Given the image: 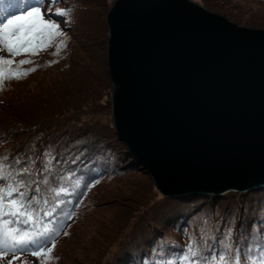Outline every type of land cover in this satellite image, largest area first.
Returning a JSON list of instances; mask_svg holds the SVG:
<instances>
[{
  "label": "rangeland",
  "instance_id": "rangeland-1",
  "mask_svg": "<svg viewBox=\"0 0 264 264\" xmlns=\"http://www.w3.org/2000/svg\"><path fill=\"white\" fill-rule=\"evenodd\" d=\"M113 1L44 0L42 12L51 9L48 15L60 25L63 35L37 54L13 57L0 51V55L14 61L10 65L13 70L23 72L31 64H19L21 58L30 57L40 64L34 72L21 75V80L13 77L0 85V160L7 158V171L11 173L8 180L0 181V188L20 179L17 171L22 167H29L32 181L44 177V168L54 152L53 142L47 143L54 138L51 136L60 137L58 140L63 142L70 139L69 149L77 151L70 165L86 167L80 175L91 172V165L104 169L88 180V194L83 188L74 199H68L67 205L70 201L73 204L72 211L52 238L55 246L51 242L42 245L52 247L50 258L33 256L35 248L17 249L0 258V264H9L10 260L12 264H126L124 260L129 255L140 259L142 253L161 249L168 239L174 249H183L192 236L199 239L203 232L220 235L228 228L241 246L264 244V229L253 226V221H259L264 213V186L218 196L166 197L117 139L112 126L106 62V13ZM206 1L242 25H264V0ZM27 8L30 7H15L11 12L2 9L5 14L0 21ZM58 9L69 11L58 16ZM61 40L64 44L57 55ZM49 120L52 121L47 130L57 122L55 133L45 137L38 133L40 136L33 138L30 126L37 121L39 128L45 129ZM8 128L12 133H6ZM94 141L107 145L114 158L100 164L96 149L91 147ZM16 156L23 157L20 169L14 163ZM114 160L118 166H114ZM5 251L0 248V252ZM13 256L17 258L13 260Z\"/></svg>",
  "mask_w": 264,
  "mask_h": 264
},
{
  "label": "water",
  "instance_id": "water-1",
  "mask_svg": "<svg viewBox=\"0 0 264 264\" xmlns=\"http://www.w3.org/2000/svg\"><path fill=\"white\" fill-rule=\"evenodd\" d=\"M112 126L166 197L264 186V25L206 0H114Z\"/></svg>",
  "mask_w": 264,
  "mask_h": 264
},
{
  "label": "snow or ice",
  "instance_id": "snow-or-ice-1",
  "mask_svg": "<svg viewBox=\"0 0 264 264\" xmlns=\"http://www.w3.org/2000/svg\"><path fill=\"white\" fill-rule=\"evenodd\" d=\"M43 7L44 0H37L30 8L6 16L0 21V51L10 53L13 57L21 53L37 54L38 50L50 46L56 37L63 35L60 25L48 15L51 9L49 8L42 12ZM68 11L58 9L56 15L64 16L68 14ZM46 16L48 17L47 19L45 18ZM63 44L64 41L61 40L60 44L57 45L55 54H59V49ZM13 63L12 59L0 55V85H2L4 80L13 77L19 79L21 75H26L27 71L35 70L34 68L23 72L13 70L10 67ZM30 63H32L31 60L19 61L21 65ZM14 163H20V161L16 160ZM9 167L6 157L0 160V181L8 180L11 176V173L7 171ZM45 170H47V165ZM29 171V167L20 169V173H29ZM44 182H48L47 178H45ZM27 189L28 184L23 178L0 188V217L13 218L12 220H3V234L2 238H0V244L7 251L0 252V258L7 255L8 251L14 253L17 249L24 250L31 246H35V250L32 251L33 256L50 258L49 254L52 252V247H43L38 244L37 238L48 237L53 230H49L46 225L42 231L9 227L13 222L17 224L23 223L24 225L39 223L36 206L40 201L35 195L29 196ZM36 191H39V186H37ZM53 191H55L56 196H59L61 193L67 192V189L60 187L58 190L53 189ZM13 194H15V197ZM43 203L47 204L48 201L44 200ZM58 203H63V201ZM52 211H55V207H53ZM52 211H45L43 214L51 216ZM51 244L54 247L55 240H52ZM255 247L257 252L252 255L253 247L247 244L241 246L239 238H233L231 228L219 236L203 232L199 239L192 236L175 259H161L159 264H264V244H257ZM16 258V256L12 257L13 260ZM9 264H12L11 260Z\"/></svg>",
  "mask_w": 264,
  "mask_h": 264
},
{
  "label": "trees",
  "instance_id": "trees-1",
  "mask_svg": "<svg viewBox=\"0 0 264 264\" xmlns=\"http://www.w3.org/2000/svg\"><path fill=\"white\" fill-rule=\"evenodd\" d=\"M21 1L27 2L30 0H0V7L6 4H11V5L16 6L15 4H19V2ZM21 60H31V58L30 57L21 58ZM31 61L32 63L29 65L27 70L33 69V68L36 70L37 68H39L40 64L38 60L34 59ZM34 71H27V72L29 73V72H34ZM22 78L24 77H21L18 80H21ZM14 81L16 80L14 79ZM50 121L52 120H49L45 129L39 128L40 125L38 124L37 121L34 122L30 126V128L33 129L30 131V133L33 132V138H35L36 136L39 137L40 134L38 133H42V135H44L43 137L49 136L52 133H55L56 129L54 128V125L56 126L57 122L52 123L53 125L51 129L47 130V128L50 127V124H51ZM6 133H12L11 128H8L6 130ZM51 137H54V138H50L47 143L53 142L54 152H52L50 157L48 158V161L46 163L48 165L47 170H45L44 168V171H45L44 177H38L32 181L31 179H29L32 177V173L31 174L30 173H20V170L17 171V173H19L18 177L26 180V184H28L27 194L29 196L35 195L37 199L40 201V203L36 206L37 212H38L37 219L39 220V223L35 225H33L32 223H29L28 225H24L23 223L17 224L13 222V224H10L13 226L12 228H20L22 230H30V231H38V230L42 231L43 227L46 225L49 230H53V231H51V235L48 237L37 238L39 241H44V242L53 238L57 234L58 228L62 225L63 221L67 218L68 213L72 211L73 204L70 201L69 204L67 205L68 199L70 197L74 199L76 196H78L82 192L83 188H86L88 186V183H87L88 180L92 179L94 175L97 176L99 174H102L103 173L102 170H104L102 167H99V166L95 167V165H91V172L82 173L80 175V172L84 171L86 167H80V165L79 166L70 165L71 161H74L77 156L76 149H73L74 151H72V148L69 149L70 145H72L70 143L68 144V142H70V139L63 142V141L58 140L60 137L59 138H57L56 136H51ZM9 139H11V137H9ZM74 144L75 143H73V145ZM75 146H77V144H75ZM91 147L96 149L97 151L96 155L100 157V164L107 163L108 162L107 159L114 158V154L110 153V151L108 150V146L107 145L101 146L100 141L92 142ZM89 152L90 151H88V153ZM16 160L20 161V163H15L20 169L23 166V157L16 156L14 161ZM84 161H89V159H84ZM118 164L119 163H116V161L114 160V166H118ZM111 165L113 164L111 163ZM63 166H66V167L61 169ZM56 174H58V177H56ZM77 175L81 177L80 180L77 179L76 177ZM45 178H47L48 180L47 183L44 182ZM37 186H39L38 192L36 191ZM60 187L66 188L67 192L61 193L59 196H56L55 191H53V189L58 190ZM87 188H86V194L89 193V190ZM44 200H47L48 203L44 204L43 203ZM59 201H63V203H58ZM53 207H55V211H52ZM45 211H52V215L45 216L43 214ZM73 216L76 217L75 215ZM2 218L9 219V220L13 219L12 217H1L0 218V236L3 234V219ZM263 218H264V213L260 217L259 221L258 220L253 221V226L257 225L260 227V229L261 228L264 229ZM216 229L217 231L219 230V228H216ZM256 245L257 243L252 242V247L254 251L253 255H255L257 252V249L255 247ZM181 250H182L181 247L174 249L172 245V241L168 239L167 242L165 243L163 242V246L161 249H156L155 251H151L148 253H142L140 255V259H138L135 255H134V258L132 255H129L127 259H125L124 261H126V264H159V261L161 259H175L180 254Z\"/></svg>",
  "mask_w": 264,
  "mask_h": 264
},
{
  "label": "bare ground",
  "instance_id": "bare-ground-1",
  "mask_svg": "<svg viewBox=\"0 0 264 264\" xmlns=\"http://www.w3.org/2000/svg\"><path fill=\"white\" fill-rule=\"evenodd\" d=\"M262 187V186H261ZM259 188V187H258Z\"/></svg>",
  "mask_w": 264,
  "mask_h": 264
}]
</instances>
